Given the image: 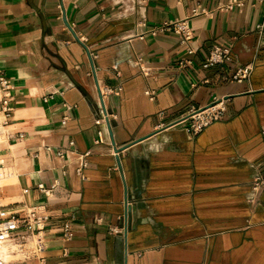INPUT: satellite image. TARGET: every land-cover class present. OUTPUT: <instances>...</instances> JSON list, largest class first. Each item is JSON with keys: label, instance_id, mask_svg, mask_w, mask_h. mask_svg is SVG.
I'll return each mask as SVG.
<instances>
[{"label": "crops", "instance_id": "crops-1", "mask_svg": "<svg viewBox=\"0 0 264 264\" xmlns=\"http://www.w3.org/2000/svg\"><path fill=\"white\" fill-rule=\"evenodd\" d=\"M263 21L264 0H0V205L51 215L43 260L13 264H264ZM213 46L251 76L205 67ZM95 74L122 86L114 143ZM212 103L222 117L191 135Z\"/></svg>", "mask_w": 264, "mask_h": 264}, {"label": "built area", "instance_id": "built-area-1", "mask_svg": "<svg viewBox=\"0 0 264 264\" xmlns=\"http://www.w3.org/2000/svg\"><path fill=\"white\" fill-rule=\"evenodd\" d=\"M174 25L179 26V31L182 33L183 37L180 41L181 44L187 46V51L193 53L195 50L189 45L193 36L192 33L188 30L185 21L176 22ZM168 25H164L158 30H163ZM259 34L264 32V21L257 26ZM98 55L91 53V57L96 58ZM185 61H181L180 65L184 66ZM233 64V53L231 46H213L210 49L209 54L206 56L204 61L205 67H219L222 72H227L224 76L226 80H235L242 81L251 76L254 70V64L249 63L245 65L234 64L229 69H226L228 66ZM95 73V67L92 68L90 75ZM148 74V73H145ZM0 87L3 90H10L7 80L0 76ZM122 89V86H117L116 88L105 86L100 88L102 94L103 102L100 99V107L103 113L101 119H97L96 122L100 124L101 122H107V110L104 105L105 98L113 93L115 90L119 91ZM145 93L151 100H154L155 93L150 90H146ZM5 99H3V104L6 105L3 108L4 114L6 117H9L11 114V108L8 107V97L10 94H5ZM225 107L222 103H212L209 104L204 109L194 110L191 114V124L188 127V131L191 135L200 132L203 127L207 126L214 120L220 119L224 113ZM5 123V121H4ZM63 123H66V118H64ZM264 134V128L262 130ZM98 140L97 142H99ZM73 145V142H70ZM62 151L59 153L62 155ZM262 166L264 167V159L262 161ZM40 188L44 189L42 185ZM252 188L255 193H260L264 189V176L257 177L253 183ZM128 205V201L126 202ZM50 213L45 204L31 205L26 206L22 210H12L6 206L0 205V264H13L17 260L7 261L3 252L2 247L8 245H16V251L23 253L25 258L27 257L28 252L34 253V255L40 260L43 258L40 256L46 251V242H45V230L50 221ZM65 234L70 232V226L68 223L64 226Z\"/></svg>", "mask_w": 264, "mask_h": 264}, {"label": "water", "instance_id": "water-1", "mask_svg": "<svg viewBox=\"0 0 264 264\" xmlns=\"http://www.w3.org/2000/svg\"><path fill=\"white\" fill-rule=\"evenodd\" d=\"M90 58H91V64H92V66L95 67V63H94V60H93V58L91 57V55H90ZM94 80H95V84H96V86H97V90H98V93H99V97H100V99H101V102H103V101H102L103 98H102V94H101V92H100V86H99V83H98V79H97L96 74L94 75ZM107 126H108V131H109L110 137H111V139H112V141H113V143H114V140H113V132H112V128H111V124H110V121H109V120L107 121ZM133 210H134V209H133Z\"/></svg>", "mask_w": 264, "mask_h": 264}, {"label": "bare ground", "instance_id": "bare-ground-1", "mask_svg": "<svg viewBox=\"0 0 264 264\" xmlns=\"http://www.w3.org/2000/svg\"><path fill=\"white\" fill-rule=\"evenodd\" d=\"M2 252H3V254L7 260H9L11 258V254L9 252H7L6 246L2 247Z\"/></svg>", "mask_w": 264, "mask_h": 264}, {"label": "rangeland", "instance_id": "rangeland-1", "mask_svg": "<svg viewBox=\"0 0 264 264\" xmlns=\"http://www.w3.org/2000/svg\"><path fill=\"white\" fill-rule=\"evenodd\" d=\"M26 255H24V254H20V255H17V258L18 259H20V258H23V257H25Z\"/></svg>", "mask_w": 264, "mask_h": 264}]
</instances>
